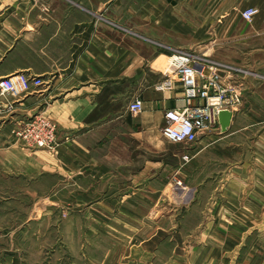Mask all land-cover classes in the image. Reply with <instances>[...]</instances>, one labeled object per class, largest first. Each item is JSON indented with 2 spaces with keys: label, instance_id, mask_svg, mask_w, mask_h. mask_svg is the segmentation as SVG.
Masks as SVG:
<instances>
[{
  "label": "crops",
  "instance_id": "obj_1",
  "mask_svg": "<svg viewBox=\"0 0 264 264\" xmlns=\"http://www.w3.org/2000/svg\"><path fill=\"white\" fill-rule=\"evenodd\" d=\"M247 8L256 10L250 21L241 18ZM123 11L138 20L122 23ZM190 47L223 62L222 83L237 88L241 98L229 106L224 132L212 110V130L202 131L182 154H188L192 174L202 177V189L232 193L233 177L248 174L241 163L234 166L247 153L233 151L241 144L233 135L254 125L264 130V0H0V79L24 73L41 81L22 95L0 97L3 169L31 166L38 174L43 169L64 175L81 190L100 193L92 202L97 206L116 203L121 192L129 193L127 202L145 193L151 204L154 182L170 171L162 148L164 111L186 105L177 79L170 89L158 84L167 59ZM134 98L143 105L136 114L128 110ZM34 114L56 126L51 155L10 138L9 129ZM252 115L256 120L245 123ZM212 200L214 207L243 206L229 198ZM159 238L151 233L145 240L150 247ZM143 248L146 262L152 253Z\"/></svg>",
  "mask_w": 264,
  "mask_h": 264
},
{
  "label": "rangeland",
  "instance_id": "obj_2",
  "mask_svg": "<svg viewBox=\"0 0 264 264\" xmlns=\"http://www.w3.org/2000/svg\"><path fill=\"white\" fill-rule=\"evenodd\" d=\"M241 18L245 20L242 14ZM120 20L138 19L123 11ZM184 52L204 58L217 73L223 68V62L191 47ZM240 98L241 94L239 102ZM256 118L252 115L244 122ZM233 139L241 143L233 151L247 153L234 166L241 163L248 174L234 176L237 186L225 197L218 190L212 193V187L202 189L200 178L191 172V160L184 162L180 156L192 150L197 139L189 145L163 142L170 171L154 182L151 204L145 193L127 202L129 193L121 192L116 203L93 205L100 193L81 190L79 182L64 175L43 169L38 174L31 166L7 170L0 164V264H264V130L254 125ZM156 151L154 145L152 152ZM42 161L47 167L49 161ZM177 168L184 170L182 177L172 171ZM214 198L243 206L214 207ZM151 233L161 238L153 239L149 247L145 238ZM144 244L152 253L146 262Z\"/></svg>",
  "mask_w": 264,
  "mask_h": 264
},
{
  "label": "built area",
  "instance_id": "obj_3",
  "mask_svg": "<svg viewBox=\"0 0 264 264\" xmlns=\"http://www.w3.org/2000/svg\"><path fill=\"white\" fill-rule=\"evenodd\" d=\"M255 13L254 8H247L242 12V16L245 20H251ZM170 58L164 72L165 79L158 84V88L170 89L173 80L177 79L181 83L186 105L164 111L165 123L161 134L169 142L189 145L202 131L211 129L215 119L212 117V110L217 113L220 109H229V106L236 105L240 91L224 85L212 64L209 66V63L192 54L182 52ZM40 84L39 79L24 73L11 75L0 79V97L22 95L31 87H38ZM193 99H199L203 103L190 105L189 101ZM210 99H217L219 104L209 105ZM142 107L139 98L132 99L128 104V110L133 114L141 112ZM10 137L21 147L46 149L51 152L57 143L55 124L41 114L17 121L10 131ZM181 158L184 162L190 159L187 153L182 154Z\"/></svg>",
  "mask_w": 264,
  "mask_h": 264
},
{
  "label": "water",
  "instance_id": "obj_4",
  "mask_svg": "<svg viewBox=\"0 0 264 264\" xmlns=\"http://www.w3.org/2000/svg\"><path fill=\"white\" fill-rule=\"evenodd\" d=\"M208 104L212 106V105H218L219 103H218L217 99H210L208 101ZM231 117H232V112L229 109L218 110L217 120H218V123L220 125V129L222 132H224L227 129V127L229 126Z\"/></svg>",
  "mask_w": 264,
  "mask_h": 264
},
{
  "label": "bare ground",
  "instance_id": "obj_5",
  "mask_svg": "<svg viewBox=\"0 0 264 264\" xmlns=\"http://www.w3.org/2000/svg\"><path fill=\"white\" fill-rule=\"evenodd\" d=\"M170 60H171V58H170ZM170 60H169V61H170Z\"/></svg>",
  "mask_w": 264,
  "mask_h": 264
}]
</instances>
